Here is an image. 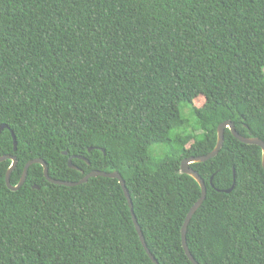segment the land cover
Segmentation results:
<instances>
[{
  "label": "trees",
  "instance_id": "16d2710c",
  "mask_svg": "<svg viewBox=\"0 0 264 264\" xmlns=\"http://www.w3.org/2000/svg\"><path fill=\"white\" fill-rule=\"evenodd\" d=\"M263 67L264 0H0L10 184L36 159L62 182L117 172L157 263L191 264L180 231L200 188L180 163L208 155L223 122L264 143ZM71 157L87 163L70 169ZM10 165L0 162V264H153L116 179L58 186L33 164L11 191ZM190 168L206 188L186 229L194 260L264 264L261 149L225 129L218 154Z\"/></svg>",
  "mask_w": 264,
  "mask_h": 264
},
{
  "label": "water",
  "instance_id": "95a60500",
  "mask_svg": "<svg viewBox=\"0 0 264 264\" xmlns=\"http://www.w3.org/2000/svg\"><path fill=\"white\" fill-rule=\"evenodd\" d=\"M3 129H8L7 126L5 125H0V133ZM228 129V131L231 132V135L238 140L239 142L243 143V144H247V145H255L258 146L261 149V165H262V169L264 171V143L260 140H258L257 138H245L240 136L237 132H235L234 130V126L232 125V123L230 122H223L222 124H220L217 127L216 134H217V141H216V145L214 147V149L206 156H200V157H190L187 159H184L181 163H180V172L182 174H185L187 176H190L199 186L200 188V198L195 202V204L191 207V209L189 210V212L187 213L185 220L183 222V224L181 225V231H180V236H181V246L183 249V252L185 254V256L187 257V259L191 262V264H198L194 258L191 256L188 247H187V243H186V229H187V224H189V221L191 220L192 216L195 214V212L198 210V208L201 206V204L203 203L205 196H206V188H205V184L202 181V179L198 176V174L196 172H194L191 168L190 165L191 164H198V163H203L208 161L209 159H212L213 157H215L219 150L222 147L223 144V140H224V130ZM11 137H12V141H13V150L15 152L16 150V140H15V136L13 134V132L10 131ZM64 156L66 155V153H62ZM76 158L79 160H84L86 163L87 161L82 158V157H71L68 158L67 160V165L70 169H76V167H74L72 165V159ZM5 160H9L11 161V165L8 168L6 174H5V184L6 187L11 190V191H17L25 182L26 179V174H27V170L28 168L33 165V164H38L43 168V175L45 177V179L53 184V185H58V186H65V187H74L77 185H80L82 183L87 182V180L89 178H95V177H102V178H109V179H116L123 191L124 197L127 201L128 207H129V211H130V215H131V219L133 222V226L135 228V231L139 237V240L141 242V245L143 247V249L145 250L147 256L149 257V259L151 260V262L153 264H158L157 261L155 260V258L151 255V253L148 251L145 241H144V237L143 234L140 230V227H138V222L135 218V215L133 213V208H132V203H131V199L130 196L128 194V191L125 187V183L123 181V179L121 178V176L117 173V172H100V171H92L89 174H87L84 178H82L80 181L78 182H62V181H56L51 179L48 176V169L45 165V163L40 160V159H36V160H32L30 162H28L23 170L22 176L18 182V184L16 186H12L10 184V175L11 172L14 170L15 166H16V158L14 156H3L0 157V162H3ZM233 187V186H232ZM231 187V189H232ZM34 189H37V187H33ZM231 189L225 191V193H229L231 192Z\"/></svg>",
  "mask_w": 264,
  "mask_h": 264
},
{
  "label": "rangeland",
  "instance_id": "374dc122",
  "mask_svg": "<svg viewBox=\"0 0 264 264\" xmlns=\"http://www.w3.org/2000/svg\"><path fill=\"white\" fill-rule=\"evenodd\" d=\"M262 71L264 74V67H263ZM202 103H203L202 98H198V99L194 100V106H196V107H200L202 105ZM149 154H150V156H152L154 158H158L161 155H163L162 148L159 145H152L149 148Z\"/></svg>",
  "mask_w": 264,
  "mask_h": 264
}]
</instances>
